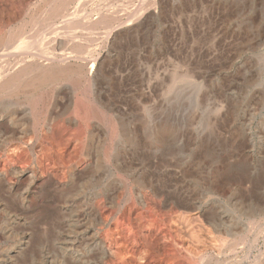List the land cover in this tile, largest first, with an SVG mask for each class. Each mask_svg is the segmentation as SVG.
I'll list each match as a JSON object with an SVG mask.
<instances>
[{"label": "rangeland", "instance_id": "1", "mask_svg": "<svg viewBox=\"0 0 264 264\" xmlns=\"http://www.w3.org/2000/svg\"><path fill=\"white\" fill-rule=\"evenodd\" d=\"M37 1L33 3L38 6L39 12L36 10L31 16L26 13L24 0H0V27L7 19L19 18V24L27 21L22 27L24 30L18 32V35L25 33V36L42 24L63 22V26L60 23L55 26L56 32L53 29L54 33L50 32L55 39L52 37L54 41L49 53H71L74 45L80 52L73 51L72 57L76 52L83 56L86 44V52L91 51L87 61L71 59L68 62V65L79 62L84 70L99 54L101 58L96 67L87 73V78L84 76L78 84L76 80L61 78L59 83L45 91L49 102L46 99L41 112H44V118L50 115L51 123H45L43 118V123L33 127V116L26 109V104L25 107H19V104L15 107L16 97L4 99V105L14 106L19 118L22 117V114L19 115L21 111L23 113L26 109V113L22 117L24 121L14 124L4 116L5 110L0 112V144L5 146L0 149V169H5L3 177L7 178L5 192H0V202L5 209L4 212L0 210V264H83L71 257L77 248L84 245H88V251H84L86 254L82 251V257L87 255L89 260H95L100 250V246L95 245L96 237L102 236L105 242L109 237L107 234L111 238L116 237L113 218L119 217L120 212L112 207L110 211H102L101 219L112 217L109 227H105L101 224L102 220L100 223L93 218L86 206L93 201L95 203L99 197L107 199L110 204L119 201L122 207L125 201L134 204L135 193L141 183H151L149 185L157 191L154 196L144 194V199L151 206L152 214H159L166 221L167 215L176 211V199L187 203L203 199L200 200L202 202L209 195L224 202V206L215 203L214 206H222L228 217H237L238 226L254 213H260L264 218V0H155L156 4L150 12H144L135 23L115 28L109 36L104 28L93 27L97 18L115 10V22L120 18L125 20L130 17L128 15L133 7L150 5L152 0H85L86 3L81 0V4L80 0H72L62 15L67 19L76 13V9H79L77 13L80 12L81 7L86 14L83 13L84 19L81 12L80 16L76 14L78 20L91 21L85 27L83 21L74 16L73 20L80 24H76L80 26L79 31L74 24L64 20L61 12L46 15L47 5L41 6L44 1ZM105 4L112 6L107 8ZM126 5L129 9L124 8ZM72 9L75 12L70 14ZM90 11L92 15H89ZM37 12L42 16L38 17ZM30 19L37 20L38 27ZM17 23L14 28L19 26ZM67 24L70 27L74 25L75 30L68 28ZM90 27L95 31L94 35L91 30L93 39L81 38V31ZM28 29L29 32H25ZM69 36L79 38L81 46L73 44L81 41L70 40ZM101 40L105 41L101 43ZM14 43L15 39L9 45ZM175 73L176 78L173 76ZM189 74L191 78H187ZM86 94H90L88 99L85 97L90 104L87 114H96L101 110L105 112L104 117H109H105L103 122L91 114L93 117H88L87 125L83 123L82 129L84 111H81V106L76 107V100L83 99ZM68 107L70 110L66 109ZM27 113L30 115L26 116ZM106 120L115 125V136L110 134L111 126L106 125ZM32 127L38 131L37 137L30 141L27 138L36 133ZM17 128L27 131L25 141L15 140L20 130ZM71 138L77 139L78 144L73 145ZM106 146L109 148L107 156L104 155ZM82 158L89 161L90 166L82 167ZM71 161L73 165L77 164L74 161H78L79 165L69 177L66 171ZM12 168L18 171L17 174H10ZM165 195H168L167 202ZM69 198H78L74 230L81 232L86 228L84 240L80 235L69 234L66 217ZM122 222L124 225L127 223L123 218ZM140 223L145 225L143 220ZM134 232L135 229L132 230ZM24 233L27 242L18 241ZM123 246L120 249L122 252L127 249ZM242 247L238 245L235 251L241 252ZM59 248L66 251L62 253ZM13 254H17L16 258L8 259ZM77 254L81 253L78 251ZM89 264H94V261Z\"/></svg>", "mask_w": 264, "mask_h": 264}, {"label": "bare ground", "instance_id": "2", "mask_svg": "<svg viewBox=\"0 0 264 264\" xmlns=\"http://www.w3.org/2000/svg\"><path fill=\"white\" fill-rule=\"evenodd\" d=\"M33 1L34 0H24V2H25V7L24 8L26 10V13H29V15H31V16L35 15L36 10L39 12V10L37 9L38 6L35 3H33ZM38 1L40 2L41 0H38ZM43 1L46 2V3L43 2L41 4V6H43V4L47 5L46 9L48 10L47 11L48 14H46V15H49V16L54 15V14L56 15L57 13L59 14L60 12H61V15H62V12L66 11V7H67L68 3L72 2V0H49V1L48 0H43ZM84 1L85 0H83V2ZM120 2H121V0H120ZM81 3H82V1L80 0V4ZM84 3H86V2H84ZM129 3L130 2H128V4ZM75 4H77V3H75ZM80 4L78 2V6H81ZM154 4H156L155 0H152L150 5L147 4L144 7L140 6L138 8H134L133 7L130 10V13L128 15V16H130L129 18H126L125 20L124 19L121 20V18L119 17L120 19H117L116 22L114 20V14H113V12L115 13V10H113V12H109L110 15H107L109 13L106 12L107 14L105 16V13H104V17H101L99 15L100 13L99 14L97 13L101 18L100 17H99V19L97 18L96 22H94V25L93 24L92 25L96 29H97V27L104 28L105 31L107 32L108 36H109L111 34V32L115 28H117L119 26H122L124 24L127 25L130 22L133 23L134 21H136L140 17H142V14L144 12L145 13L148 12V11L150 12L152 10ZM106 6H107V8H109L112 5L110 6V4H109V6L108 5H106ZM147 6H149V7H147ZM98 7H100V6H96V8H98ZM75 8H78V7H75ZM79 8L82 10L81 7H79ZM124 8L129 9V8H127V5ZM111 9H113V8H111ZM77 10H79V9H76V13L71 14V13L75 12L72 9L71 10L72 12L70 11L71 15L67 13L68 16L70 15L69 17H67V19L63 15H62V17L63 18L65 17L64 20L65 21L67 20L66 22H71L72 24H74L75 28L78 30L80 28V26L76 25V24H79V23L76 22L78 20L77 17H78L80 12L82 13V14L81 13L80 14L83 15L85 10L83 12L80 10V12L78 11V13H77ZM96 10H98V9H96ZM98 11H101V9L98 10ZM38 12H37V14H38ZM116 12H118V11H116ZM41 13H42V11H41ZM118 13H120V11ZM76 14H78V15L76 16ZM85 14H86V12H85ZM92 14H91V11H90L89 15H92ZM38 15H40V16H38ZM38 15H37L38 17L42 16L41 14H38ZM61 15H60V17H61ZM64 15H66V14H64ZM98 15H96V16H98ZM23 16H25V15H23ZM74 16H76V18H77L76 21L73 20ZM30 18H33V17H30ZM68 18H70V19H68ZM84 18L85 17L83 15V19ZM92 18L93 17H91V19ZM83 19L82 20H78V21H80V22L83 21L82 23L85 25V27L88 26L87 22L90 21V20L88 19L87 22L85 21L86 22V24H85ZM18 20H19V18H18ZM18 20H16V19L15 20H13V19L12 20H8L7 19V20H5L4 26L1 25L3 27H0V101H1V103H3V102H5L4 99H6V98L10 99L11 97H16L17 98V102L14 103L15 107L18 104H19L18 105L19 107H21V106L23 107L24 104H26L25 105V106H27L26 109L29 110V112H31L32 116H33V119H32L33 127H36V126H38L40 124L41 119H43L44 116H45L44 112H41V110H42L41 108L43 107L45 102H47L46 99H47L48 95L46 94L45 91H47L49 88H51L52 85H54L56 82H58L61 78L73 79L74 81L76 80L75 83L78 84V80L82 79L84 76L87 75V73H90L96 67L95 65H97L99 63L101 56L99 54L98 57L94 58L92 60L91 66L89 68H87V69L85 68V70H84V67L81 66L82 64L79 65L80 64L79 62L78 63H74L72 65L71 64L68 65V62L71 59L81 60V61H84V63H85V61H87V57H89L88 53H91V51L88 52V53L86 52L87 51L86 44H85V46L83 48V49H85V51H82V53H84L83 56L81 54H79L80 50H78L74 45H73V48H72V45L70 43H68L69 44L68 46L70 47V45H71V48H72V50L70 49L71 53H67V54H63V52L58 53V54L49 53V49H51L50 48L51 43H52V41H54V40H52L54 38L52 36L53 34H51L50 32H52V33L56 32L57 30H54V29H56V27H58V24L60 22H58V24H56V25L55 24L51 25V23H50V25H49V23L48 24H46V23L42 24V23H40L41 21H40V18H39L38 21H40V22H38V24H40V25L42 24L41 26H43V27H41L39 25L40 26L39 29L36 28L35 30H33L34 29L33 28V29H31L30 32H29V29H30L29 28L28 31H25V32H29V33L26 34L25 36H23L25 34V33H23V34H21L22 35L21 36V35H18V32H19V30L22 29V27L26 24L27 21L25 22V24L24 23H20L19 24V23H17ZM22 20H23V18H22ZM110 20L111 21L113 20V22L111 23ZM23 21H25V20H23ZM30 21H31V19H30ZM93 21L94 20H92V22ZM46 22H48V20ZM49 22H51V21H49ZM16 23L20 27L18 26L16 28H14ZM31 23L32 24L36 23V26H37V20H32ZM71 23H69V25ZM89 23H91V21ZM110 23H111V25H110ZM60 24H62V26H63V22L60 23ZM74 25L72 26L73 28H74ZM92 25H90V26H92ZM36 26H34V27H36ZM67 26H68V24H67ZM67 26L64 25V27H66V28H67ZM64 27H62V28H64ZM72 27L68 26V28H70V29ZM60 28H57V29L59 30ZM75 28H74V30H75ZM52 29L54 30V32H53ZM82 29H83V27H82ZM22 30H24V29H22ZM74 30H72V31H74ZM91 30L93 32L94 28L91 29V27H90V29L89 30L87 29V31H83V32L81 31L80 37L81 38L85 37L88 40L91 37V34H92ZM72 31H70V32H72ZM97 31H96V33H98ZM58 33H56V34H58ZM61 34H62V32H61ZM68 34H70V33L68 32ZM93 34L95 35V31H94ZM103 35L101 36L102 40L104 38ZM72 36H73V34H72ZM69 37H71V36H69ZM57 38H58V36H57ZM68 38H66V40H69ZM13 39H15V43L12 46H10L9 43ZM91 39H93V38L91 37ZM70 40H73V41L79 40V41H81L79 38H75L74 39L73 37H71ZM102 40H101V43L105 41V40L104 41H102ZM85 42H87V41H85ZM99 42H100V39H99ZM63 44H64V42H63ZM63 44H62V46L64 48L65 46ZM73 44H78V46H81L82 41L80 43L77 41V42H75ZM89 45L90 44L88 43L87 46L89 47ZM54 46H52V47H54ZM73 51H79L78 53L76 52L75 55H77V56L74 55V58L72 57L73 56V53H72ZM66 52H68V51H66ZM66 65H68V66H66ZM85 65H87V64H85ZM98 66H100V65H98ZM172 72H174V71H172ZM87 76H86V78H87ZM89 76H90V74H89ZM173 76H174V78H176L175 76H177V74L175 73V74H173ZM188 77L191 78L190 74H189V76L187 75V78ZM172 80H170L171 84H172ZM184 80H186V79H184ZM168 83L166 85H168ZM69 84H71V83H69ZM170 85H168V86H170ZM72 88L73 87H71L70 89L72 90ZM75 88L76 87H74V89ZM169 89L171 90V87H169ZM86 90H87V88H86ZM183 90H185V89H183ZM183 93H184V91H183ZM73 94H75V92H73ZM99 94H101V93H99ZM88 95H90V94H88ZM88 95L86 94V95H84L82 97L84 100L80 99V98L78 100H76V101H78V102H76V107L81 106V108H83V109H81V111H84L83 114H82L83 116L81 115L82 116L81 117L82 118L81 123L83 125L82 129H84L83 128L84 127L83 123H85V125H87L88 117L91 114L93 116L94 115L98 116V118H101L102 121L104 120L105 117H109V116H105L104 117L103 114L105 112L103 113V111L98 110L99 107L97 109L98 111L96 112V114L94 112H92L90 115L87 114L88 113L87 111L89 110V107H90V104L87 101ZM163 95H165V91H164ZM91 100H92V98H91ZM48 102H49V100H48ZM1 103H0V106H3V107H2V110L0 109L1 110L0 112H3L5 110V112H4L5 115L4 114L3 115L6 116L9 119V121H13V123L15 124L16 122H20V120H23L22 119V117L24 116L23 114L26 113V109L25 108H24L25 111H23V113H22V111L19 113V115L22 114L21 115L22 117L19 118L18 115H16V112H15L16 109H14V106H12L13 107L12 108L7 103H6V105H4V103L2 105ZM93 106H95V105H93ZM43 108H45V106ZM101 108H102V106H101ZM19 109H21V108H18V110ZM66 109L70 110L69 107L66 108ZM75 109L77 110V108H75ZM72 110H74V109H72ZM77 111L75 112L76 115L78 114ZM94 111H96V110H94ZM1 115H2V113H1ZM28 115H30V113H27L26 116H28ZM73 115H74V113H73ZM47 117L44 118L45 119V123L50 122V119H51L50 115H48ZM205 117H207V116H205ZM5 121H7V120H5ZM110 121L109 122L107 121L106 125L110 124V126H111V133L110 134L112 136H115V132H116L115 131V127H114L115 125L113 126V124ZM103 122H105V120ZM41 123H43V122H41ZM168 123H170V122H168ZM201 124H203V123H201ZM127 126H129V125H127ZM45 127L46 126H44V128ZM158 127H159V125H158ZM25 128H27V126ZM17 129L18 130L20 129V130L18 131V135H16L17 134V132H16L15 135L18 136V137L15 138V140H17V141H23L24 140L25 141V138L28 137L27 136V131L24 128H17ZM71 129H73V128H71ZM37 131H36V133H33L32 137L30 136V138H27V139H29L31 141V139L33 137H35V136L37 137ZM126 131H128V130H126ZM131 133H130V135H131ZM89 135H91V134H89ZM171 136H173V135H171ZM8 137L9 136H7V138ZM126 137H128V134H127ZM65 138H67V137H65ZM121 138H123V137L121 136ZM89 139H90V141L92 140V138H89ZM71 140L74 142V143L71 142V143H73V145L75 143H77L76 142L77 139L71 138ZM81 142H83V141H80L79 143H81ZM3 144H0V149L2 147H5ZM82 144H85V143H82ZM107 146H106L105 153H104L105 156H107V154H109L108 153L109 152V148ZM13 147L17 148L18 146H13ZM112 148H113V146H112ZM18 149H20V148H18ZM115 149H117V148H115ZM113 151H116V150L113 149ZM118 151L119 150H117L116 152H118ZM41 153H43V152H41ZM87 158L88 157H86V159ZM77 159H79V158H77ZM82 159H83V160H81L82 167L86 168L87 166H90V162L89 161L84 160V158H82ZM78 161H74V163L76 162L78 164ZM76 165H73L72 161L68 165V171H66V172H68L67 174H68L69 177H72L73 172L76 171ZM17 172H16L15 168H12L11 171H10V174L14 175V174H17ZM3 175H6V171H5V169H0V192H2V193L5 192L3 189L7 186L6 183H5V181H6L5 179H7V178L4 179ZM182 175H184V174H182ZM130 180L132 181V179H130ZM136 180L138 181L137 178H136ZM145 183H147L146 180H145ZM149 184H151V183H149ZM149 184L148 185H145L144 183H141L140 185L137 184V185H139V189H137V191H136L137 193H135L136 194L135 198H136L137 201L135 200V203H134V204H137V205H134L132 203V201H131L132 204L129 203L128 201L126 202L125 201L126 199H125L124 200L125 203L123 202L125 205H123V207H122L120 205L119 201H117V202H113L112 201L111 204H110L109 202H107V199H104V198H101V197H99L95 201V203H94V201L92 203H88V205L86 206L87 207L86 210H88V211L90 210V212L92 213L93 218L96 219V220H99L100 223H101V220H102L101 224H103L105 227L106 226L109 227V223H110V220H111L110 218H112V217L111 216H107V217L101 219L100 218V214L102 213V211L107 210V209L109 210L112 207V208H115V211L117 209V211L120 212L119 213V217H114L113 216L114 217L113 218V230H115L116 237L111 238L110 237L111 235L107 234L110 237V239H109V237L107 239H105L106 242L103 240L102 236L98 235V237H96L95 245L96 246H100V250L101 251L99 250V252H98L99 254L95 258V260H89L88 258H86L87 255L82 257V254L84 253V251H88L86 249V248H88V245H84V247L81 246L83 248H81V247L77 248L76 249L77 251H75V252L78 253V251H79L81 253V254H77V255H76V253L75 254L72 253V250L70 251L71 248L69 247L70 248L69 251L72 254H74V256H72L71 259H74L73 261L77 260L78 262L83 263V264H89L90 261H94V264H264V218L260 215V213L259 214L258 213H254V214L250 215L249 218L247 217L245 222H241V225L238 226L237 217H236V219L232 218L231 216L228 217V215H225L226 213H225L224 209H222V206H219V205H217V207L214 206V203L215 204H222L224 206V202L218 200L216 197H213V196L209 195V196H206L207 197L206 200L202 201V202L200 200H203V199H200L199 201H194V202L191 200L192 202H189V203H187L186 201H182V202L181 201H177V199H176L174 201L175 202L174 208L176 207V211H174V213H171L170 215H167V221H166L159 214H156V213L152 214L153 210H152L151 206L144 199V194H146V193H148L149 195H153V196L157 194V191L153 187H151V185H149ZM132 188H134V187H132ZM166 192H168V190ZM170 195H171V193H170ZM167 196L168 195H165V197H166L165 201L166 202H167ZM160 197H162V195ZM94 198H96V197H94ZM150 198H151V196H150ZM209 199H212V200H209ZM183 200H185V199L183 198ZM150 201H151V199H150ZM209 201H212V202H209ZM77 202H78V198H76V199L69 198L68 201L66 202V208H67V211H68V215L66 216L67 217V222H68V229L70 231L69 232L70 235H73V236L80 235L81 238L83 237V240H84V235H86V234H84V232L87 231V229L83 228L81 230V232L74 230V227H75V224H76V219H77L76 217L78 216L76 208L79 207L78 206L79 203H77ZM105 202H107L108 207L106 206ZM22 203L23 202H21V204ZM80 204H82V203H80ZM210 204H212V205H210ZM60 206H62V205H60ZM153 208H154V206H153ZM7 209H8V207H7ZM0 210L3 211V212L5 210L4 209V205H3L2 202H0ZM115 211H113V212H115ZM159 212H157V213H159ZM164 213H162V214H164ZM85 214L83 215V217L86 216ZM113 215H114V213H113ZM241 215H243V214H241ZM122 218H123V220L127 221V223L125 225L122 222ZM142 220L145 222V225L140 223ZM8 224L9 223H7V225ZM8 226H10V225H8ZM10 228H11V226H10ZM133 229H135L134 233H132ZM109 230H111V229L109 228ZM108 233H111V231H109ZM108 239L110 241H108ZM17 240L18 241L26 240V242H27L25 233H24V235L19 236ZM122 244H124V246L127 249H129V251H127V249H125V251H126L125 254H124L125 251L122 252L120 250ZM238 245H243V247H242L241 252L237 253L235 251V249H236V247ZM25 246H27V245H25ZM124 246H123V248H124ZM12 248L14 249V247H12ZM79 249H81V250H79ZM59 250H61V252L64 251V250L66 251L65 248H63V249L59 248ZM82 251H83V253H82ZM15 253L18 254V252H15ZM17 254L16 255L13 254V256L12 255L9 256L8 259L12 260V259L16 258ZM84 254H86V253H84ZM64 264H65V262H64Z\"/></svg>", "mask_w": 264, "mask_h": 264}]
</instances>
